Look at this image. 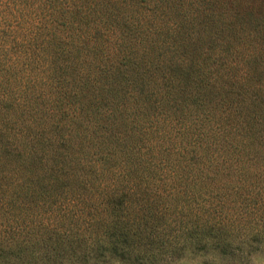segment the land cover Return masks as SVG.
Listing matches in <instances>:
<instances>
[{
    "label": "trees",
    "instance_id": "obj_1",
    "mask_svg": "<svg viewBox=\"0 0 264 264\" xmlns=\"http://www.w3.org/2000/svg\"><path fill=\"white\" fill-rule=\"evenodd\" d=\"M237 245H264V0H0V264Z\"/></svg>",
    "mask_w": 264,
    "mask_h": 264
},
{
    "label": "rangeland",
    "instance_id": "obj_2",
    "mask_svg": "<svg viewBox=\"0 0 264 264\" xmlns=\"http://www.w3.org/2000/svg\"><path fill=\"white\" fill-rule=\"evenodd\" d=\"M139 239H135L134 241V246H138V247H141L143 244H140L138 242ZM239 245L235 246V248H231L230 249V252L232 253V256L231 258H229L230 262H234L235 264L237 263L236 261H233L235 259H237V257L242 254L241 251H238L237 250V247ZM249 252L248 253H243L247 256H242L241 255V261L243 264H264V245L260 246L259 249H256L254 248L253 250L251 248H249ZM184 251L182 252H177L176 255L172 256V257H165V261L163 262H159L156 261L155 264H200V261H197V259H195V256L193 254H190L188 251H187V254L186 253H183ZM207 257H204L202 260H208ZM130 262V261H129ZM210 262V261H209ZM99 264H129L127 262H121L119 263L118 261L116 260H112V261H109V263L105 262V263H99ZM136 264H146V262L144 260H141L139 263H136ZM208 264H212L211 262L208 263Z\"/></svg>",
    "mask_w": 264,
    "mask_h": 264
}]
</instances>
